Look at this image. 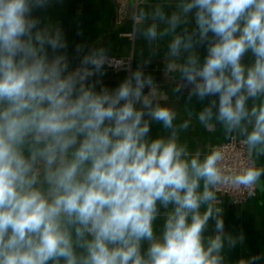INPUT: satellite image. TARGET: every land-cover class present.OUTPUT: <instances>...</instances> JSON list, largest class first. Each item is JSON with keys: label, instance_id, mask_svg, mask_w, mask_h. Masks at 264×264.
Instances as JSON below:
<instances>
[{"label": "clouds", "instance_id": "obj_1", "mask_svg": "<svg viewBox=\"0 0 264 264\" xmlns=\"http://www.w3.org/2000/svg\"><path fill=\"white\" fill-rule=\"evenodd\" d=\"M50 2L0 0V264H226L245 236L225 231L217 193L251 194L264 167L253 160L230 172L223 146L190 153L179 135L189 121L174 124L146 65L133 71L78 44L73 66L63 30L35 15ZM177 8L152 14L167 24L160 36L174 34L173 92L207 99L200 125L243 137L249 158L264 156V0ZM190 14L194 26L177 33ZM144 35L156 39L157 23ZM106 67L128 75L109 88ZM153 122L168 134L151 137ZM236 264H264V253Z\"/></svg>", "mask_w": 264, "mask_h": 264}, {"label": "crops", "instance_id": "obj_2", "mask_svg": "<svg viewBox=\"0 0 264 264\" xmlns=\"http://www.w3.org/2000/svg\"><path fill=\"white\" fill-rule=\"evenodd\" d=\"M178 2L179 0H142L135 9L133 0H51L47 8L37 10L35 15L41 18V26L60 27L63 30L67 41V53L73 66L78 63L75 57V48L78 44L102 47L107 50L108 55L130 57L133 71L138 65H146L145 74L151 75L158 85L159 102L177 112L174 124L178 127L185 120L189 121L188 129L179 133L181 142L187 145L190 153L197 149L206 152L208 146H216L229 138L219 125L214 129H205L198 122L197 114L207 104V99L201 102L196 97L189 99L187 91L173 92L179 81V73H169L166 65L171 59L168 45L174 34L160 36L159 32L167 28V24L152 19L156 8L162 9L166 15L178 11ZM141 10L147 13V16L142 23H137L134 17ZM185 19L187 23L181 25L177 33L184 27L190 30L194 26L191 14ZM153 22L158 25V36L154 40H149L144 32ZM198 51L201 57L206 55L205 49L200 48ZM248 60L249 57H246L245 62ZM180 62L182 58L177 61ZM106 73L102 81L109 88L117 87L128 75L125 71L108 68ZM147 91L145 89V94ZM168 131L162 125L153 122L150 136L154 138L158 135H167ZM252 159L257 167H264V156L254 155ZM256 185V193L239 203H234L227 196H221L217 202V206L222 210L225 231L233 236L240 233L245 236L242 244L226 250V264H236L238 260L250 255L264 253V176H261ZM161 225L162 220H158L157 228ZM213 229L214 221L210 220L206 235H213Z\"/></svg>", "mask_w": 264, "mask_h": 264}, {"label": "built area", "instance_id": "obj_3", "mask_svg": "<svg viewBox=\"0 0 264 264\" xmlns=\"http://www.w3.org/2000/svg\"><path fill=\"white\" fill-rule=\"evenodd\" d=\"M142 0H133V4L136 7ZM109 57L113 61H120L121 63L128 64L131 63V66L133 65L132 59L130 57H121V56H113L109 55ZM107 68V67H106ZM111 70H114L112 68H108ZM116 71V70H114ZM243 137H237L233 135L231 138L222 141L216 146H223L224 151L227 153V164L229 166V171L230 172H238L241 168L247 166L250 164L253 159L249 158L247 156V152L245 147L242 145ZM257 185L254 186V189L250 190L246 188H230L228 186H225L221 189H219L217 195H218V200L220 199L221 196H227L229 197L234 203H239L246 198L254 195L256 193Z\"/></svg>", "mask_w": 264, "mask_h": 264}]
</instances>
